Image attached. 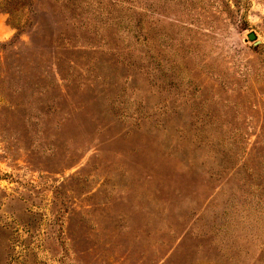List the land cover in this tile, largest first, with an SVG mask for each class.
Listing matches in <instances>:
<instances>
[{"label":"rangeland","instance_id":"374dc122","mask_svg":"<svg viewBox=\"0 0 264 264\" xmlns=\"http://www.w3.org/2000/svg\"><path fill=\"white\" fill-rule=\"evenodd\" d=\"M21 22L0 9V264H264V0Z\"/></svg>","mask_w":264,"mask_h":264},{"label":"trees","instance_id":"16d2710c","mask_svg":"<svg viewBox=\"0 0 264 264\" xmlns=\"http://www.w3.org/2000/svg\"><path fill=\"white\" fill-rule=\"evenodd\" d=\"M30 4L31 0H0V9L9 14L12 25L19 29L24 25L21 19L25 16V10Z\"/></svg>","mask_w":264,"mask_h":264},{"label":"water","instance_id":"95a60500","mask_svg":"<svg viewBox=\"0 0 264 264\" xmlns=\"http://www.w3.org/2000/svg\"><path fill=\"white\" fill-rule=\"evenodd\" d=\"M248 37H249L250 39H254V38H255V35H254L253 33H250V34L248 35Z\"/></svg>","mask_w":264,"mask_h":264}]
</instances>
